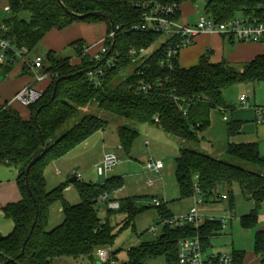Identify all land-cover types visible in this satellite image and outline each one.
<instances>
[{
  "label": "trees",
  "instance_id": "16d2710c",
  "mask_svg": "<svg viewBox=\"0 0 264 264\" xmlns=\"http://www.w3.org/2000/svg\"><path fill=\"white\" fill-rule=\"evenodd\" d=\"M142 1L146 0H7L11 13L8 19L3 20L8 24L4 38L16 49L25 48L26 53H30L49 30H62L73 22L102 20L107 25L106 35L113 30L115 32L113 37L105 39L104 44L108 50L105 60L99 64L91 61L90 54H82L86 45L83 39L69 44L74 51L73 55L59 57L57 53L47 51L41 71L49 72L50 77L45 80L41 97L25 106L29 112L28 118H23L15 107L8 105L9 100L0 103V162L17 168L16 181L21 192L20 200L2 207L5 216L12 220L13 228L8 234L0 235V264H53L55 260L80 257H87L91 264H96L97 249L113 245L116 232L109 216L114 209L108 207L107 203L109 196L123 186L122 178L109 177L102 184L76 180L73 184L79 202L70 204L63 194L67 184L61 183L48 190L44 176V170L51 162L107 125L103 118L88 114L54 140L62 126L80 108L93 102L102 111L135 123L155 124L167 134L182 139L183 145L174 159V176L180 198L191 197L195 184L193 175L198 176L196 183L207 201L211 200L213 194H218L220 188L230 193L231 186L236 183L254 203L253 209L240 218L241 225L245 228L255 226L258 206L264 201V173L243 168L230 162V159L264 169V156L260 155L257 143L228 142L225 154L228 158L213 157L192 148L190 144L198 141V133L209 126L210 110L225 106L222 97L225 88L237 82L264 83V54H258L242 65H234L227 61L210 63L206 52L195 66L179 67L177 58H174L173 68L167 69L157 65L156 51L115 84L119 75L135 63L128 53L130 47L149 46L161 36V33L127 31L130 26L140 22L142 9L137 4ZM155 1L180 8L184 3L199 0ZM204 1L205 14L218 21L226 20L244 8L264 5V0ZM96 11L109 15L113 27L107 17L89 15ZM24 13L28 14V19L22 16ZM109 59L114 60L111 67L107 65ZM30 61L26 59V62ZM96 64L102 70L100 86L94 85L86 77V72ZM12 65H0L4 76L9 73ZM22 72L32 78L27 63L23 64ZM141 79L151 82L160 79L162 83L159 85L154 82L148 93H141L136 89ZM56 81L55 97L51 99ZM170 93L178 98L177 101H174ZM180 107H186V115L182 114ZM240 126L239 121L227 122L228 137L236 134ZM40 133L45 145L36 157L40 149ZM117 134L120 147L125 154H129L139 132L118 126ZM31 160L33 162L26 177L25 168ZM134 200L128 197L118 202L117 211L126 214L122 230L130 226L135 215L142 210V207H136ZM102 202L108 214L104 219H100L97 213ZM54 203L61 205L63 220L48 230L49 208ZM229 206H232L231 195ZM157 207L161 218L172 216L165 203ZM219 231L218 224L207 222L199 234L208 243L211 236ZM195 233L189 225L183 229L165 226L153 242L129 248L126 259L118 260L120 250L112 249L110 259L118 261V264H145L148 258L162 255L166 264H176L177 239ZM253 250L264 264V230L255 232ZM232 254L235 264H240L243 253Z\"/></svg>",
  "mask_w": 264,
  "mask_h": 264
},
{
  "label": "rangeland",
  "instance_id": "374dc122",
  "mask_svg": "<svg viewBox=\"0 0 264 264\" xmlns=\"http://www.w3.org/2000/svg\"><path fill=\"white\" fill-rule=\"evenodd\" d=\"M4 3L5 0H0V4ZM204 5V0H199L195 3H184L180 6L181 15L184 19H187L190 22L195 21L198 19L199 15L205 14ZM7 16L8 15L2 9H0V21L6 19ZM22 16L25 19H28L27 13H24ZM74 25L79 26L76 28V26ZM105 26L106 23L102 20H97L94 22H73L71 25L63 29L64 32H62V35H66V37L70 38H76L78 34H81L83 32L85 36L91 38L88 40L92 41L93 38L96 39L98 36H101L103 34ZM80 27L82 28V30L80 29ZM167 37V34H162L159 39L151 45V47H159L160 44L163 43V41ZM198 40L199 42L197 41L198 44L196 48H194V50L191 49V46L180 50L179 65L181 67L182 65H189L191 62H193L194 58L196 59V61L199 60V56L197 57L196 54L200 55L201 53H203L202 45H210V42L212 43V38L210 39L208 37H200ZM195 41L196 39L193 41V43ZM41 46L38 43V45L30 53L23 54L24 58L26 57V59L32 60V58L36 54H40L44 57L47 51L43 47L41 49ZM73 53V49L71 48V46H69L68 48H65L62 52L58 53V56L65 57ZM136 66L137 63H133L129 68L124 70L119 75V77L114 81V83L116 84L120 82L130 73H132ZM22 67L23 63L19 60L17 63L12 65L11 70L6 76L3 75L2 69L0 68V100L3 101L11 99L15 92L21 89L24 80L22 78ZM252 85L253 84L249 82H237L223 90L222 97L225 104L228 106L224 112V115L227 119L231 118V116H238L237 118L245 120L250 119L252 114V108L254 106V100L257 104H264V83L257 82L254 84V86ZM244 94L247 95V97L249 96V100L246 103H241L239 100V96ZM17 110L21 116H26L28 113L26 107L18 106ZM88 114L97 115L103 118L107 122L109 131H113L116 126H126L137 130L140 133L139 137L133 145V150H131L130 152L132 156H136V158L138 159H135L134 157L131 158L130 155L127 156L120 148L115 147L114 154L121 159V162H119V164L113 166L104 175L96 174L97 167L102 166L101 162L97 165H94L93 167H90L87 170L89 178H95V180L99 181V183H104L107 177L117 174L115 172H123L127 170L126 174L123 175V186L121 187H125V189L119 193V197L128 198L125 196H132L136 194L142 195L138 198V201L135 202L136 207H142V210L135 215L134 219L131 221L130 226L124 228L123 230L121 229L122 223L126 219V214L118 212L117 209L112 208L114 209V212L111 213L109 216V221L114 226V232H116V239L113 243V248L115 250H120V257L124 259L129 248L135 247L144 242H153L157 238V236H153L148 231L151 226L157 225V235L161 233V215L159 214L158 207L154 206L152 203V196H158L160 198L165 197L168 203L167 206L169 205L170 211H172L175 215L184 211L189 206V203L192 205L190 198H180L179 190L176 185L175 176L173 172V163L174 158L176 156L174 154L177 153V142L178 140L182 139L172 136L173 138L171 139H173L172 142L174 143V145L171 144L166 147V149L170 150L171 152L169 157L163 160V163L165 165V172L167 171V175H154L152 174V172L148 171L147 169H145L144 166H142V161L144 160V158H147L151 155L155 156V153H158L165 148L161 144V140L158 138L159 134L146 135L144 134V131L145 129H148L149 125L150 127H152L151 129H155L153 131L159 133V126L151 123H135L131 120L100 110L97 107V104L93 102L84 108H80L77 114L62 126V128L54 137V140L59 138L80 118ZM224 129L225 120L222 119V114L218 111V109L213 110L211 114L210 126L203 131V139L200 142L201 148L204 152L215 153L217 152L222 143L223 145L226 144ZM245 137L249 138L248 134ZM145 139H148L151 144L153 143L154 147H151V145H149V147L145 145ZM186 144L188 143L186 142ZM196 145H198V143H196ZM147 147L149 149H147ZM226 158H228V156ZM139 160L142 161L140 162ZM230 162L242 166L243 168L253 170L255 172L261 171L262 173H264V169H260L258 166H252L251 164H247L246 162H243L241 160L231 158ZM55 170L56 169L53 167L52 164H49L44 170L46 188L48 190L58 185L61 180V176H59V173H57ZM12 172V167H8L6 164L0 162V175L5 176V174H9ZM133 173H135L136 175H133ZM86 178L88 177L79 178V181H86ZM68 185L73 187L72 192H77V189L74 184L68 183ZM230 190L231 192L228 193L224 188H220L219 192L227 193L228 197H230L231 195L232 206H229V200L221 201L219 205H215V209L211 211V214L215 215L216 217H220L223 215V208L227 209L228 207H231L235 213V218L231 220V226L228 225V223L226 229H222V234L224 235L211 242L213 246L212 250L214 252L226 251L230 254L240 250L244 251L245 253H249L253 251L255 229L253 227H243L241 225L240 218L249 213L251 207L253 206V203L243 194L238 184L234 183L231 186ZM121 199L123 198H118L116 199V201L119 202ZM114 200H109V202L107 203L108 207L111 201ZM57 208L58 206H55L54 209ZM106 209L107 208L104 204L99 205L97 213L100 219H104L108 216ZM231 244H233L235 250H232L233 247ZM54 264H91V262L87 257H80L78 259L63 258L60 260H55ZM145 264H166V261L164 256L161 255L157 257L148 258L145 261Z\"/></svg>",
  "mask_w": 264,
  "mask_h": 264
},
{
  "label": "built area",
  "instance_id": "2783aa9c",
  "mask_svg": "<svg viewBox=\"0 0 264 264\" xmlns=\"http://www.w3.org/2000/svg\"><path fill=\"white\" fill-rule=\"evenodd\" d=\"M1 8L8 16L11 13V7L7 0L4 4H0ZM137 7L142 9L141 20L130 26L128 32H144V33H161L167 34L168 37L157 48H152L151 45L146 47H130L129 54L137 66L142 65L144 60L158 51L157 65L173 68V59L178 58L180 50L188 47L193 43L196 37L200 34H218L229 40L242 42H258L264 43V5L259 4L255 7L244 8L237 11L233 16L226 20L218 21L210 15L201 14L194 23H187L181 19V10L174 4H161L155 0H146L137 4ZM116 28H119L117 26ZM8 30V24L3 20L0 21V65L15 64L19 60L25 64L32 74V82L24 85L18 90L13 97L8 101V105H21L23 107L29 106L36 102L42 95L43 89L37 88L36 84L41 83L50 77L49 72L41 71L43 66V57L34 56L30 62H26L24 53L25 48H18L11 46L4 38L5 32ZM114 30L102 39V44L99 50L93 54L88 52L89 47L84 45L82 54H90L92 62L105 60L108 48L104 44L106 38L114 36ZM164 46L162 47V45ZM93 66L86 72L87 79L96 86L101 85L102 70L98 65ZM114 60H107L108 66H113ZM154 82L139 80L136 86L137 91L141 93H148L154 85ZM157 84H161L162 80L157 79ZM170 96L177 101V97L170 93ZM241 103H246L247 95L239 97ZM182 114L186 115V107L181 108ZM255 113L258 122H264V106H256ZM157 121V117H155ZM120 159L113 153L104 155L102 159V166L97 167L98 175H104L113 166L119 163ZM163 166L160 160L149 162L148 167L155 170L161 169ZM198 176L193 175L194 186L191 195L192 205L187 212L172 215L169 218H161L162 229L167 226L173 229H183L186 226H191L196 231L195 235L182 236L177 239V263L176 264H235L233 254L226 251L212 250V243H208L201 237L199 230L207 222L216 223L220 227V231L225 229L227 224L234 215L230 207L223 208V215L216 217L211 214L215 209V205H219L221 201L229 200L228 194L225 192L218 193L207 201L199 185L196 183ZM105 196V195H103ZM102 196V197H103ZM218 198V199H217ZM154 206H160L164 203L163 199L152 198ZM117 204L110 203L109 207L114 208ZM153 236L157 235L158 227L153 225L148 230ZM219 231V232H220ZM162 232V230H161ZM217 233V232H216ZM215 233V234H216ZM110 247L99 248L96 251V257L100 262H109V264H118L119 262L110 259Z\"/></svg>",
  "mask_w": 264,
  "mask_h": 264
},
{
  "label": "crops",
  "instance_id": "0c3cea01",
  "mask_svg": "<svg viewBox=\"0 0 264 264\" xmlns=\"http://www.w3.org/2000/svg\"><path fill=\"white\" fill-rule=\"evenodd\" d=\"M181 18H182L181 19L182 21L187 22V23H194L195 22V21L190 22L187 19H184L182 15H181ZM74 26H76V28H77L79 25H74ZM80 29L82 30L81 27H80ZM106 31H107V25L105 26V29H104L103 34L101 36H98L96 39L93 38V40L90 41L88 39H91V38H88L87 36H85V34L83 32L81 34H78V36H76V38H70V37H66V35L65 36L62 35V32H64L63 29L62 30L51 29L42 37L39 44L41 46V43H42L41 49L43 47L46 49V51H53V52L58 54V53L62 52L65 48H68L69 44L71 42L78 40V39H83L85 44L89 47L88 52L90 54H93V53L97 52L99 50V48L101 47L102 39L106 36ZM200 37H208L210 39L212 38V43L210 42V45L209 44L208 45L207 44L202 45L203 53H201L200 55L196 54V56L197 57L199 56V58H200L204 53L207 52L209 54V57H210L209 58L210 63H219V62H222L223 60H225V61L229 62L230 64L242 65V64L247 63L250 60H252L256 55L264 54V43L242 42V41L229 40V39H227L223 36H220L218 34H200L196 37V41L193 44L189 45L188 47L191 46L192 47L191 49L194 50V48H196V46L199 42L198 39ZM185 48H187V47H185ZM73 54H70V55H73ZM37 55L43 57L40 54H36L34 56H37ZM179 56L180 55H178L177 61H178V66L181 67L179 65ZM198 62H199V60L196 61V59L194 58L193 62H191L187 66L182 65V68H188L191 66H195L198 64ZM22 78L24 79L23 80V86L32 82L31 77L27 74H23V72H22ZM255 83H257V82L252 83L253 84L252 86H254ZM45 84H46V82L44 80L41 83H37L36 86H37V88H44ZM243 93H246V92H243ZM248 100H249V96L247 97L246 102ZM3 101H6V100H3ZM3 101L0 100V103H2ZM258 105L264 106V104L255 103V100H254V106L252 108L251 118L246 119V120L241 119V118H237L238 116L237 117L231 116V118L227 119L226 116L224 115V112H225L226 108L228 107L226 104L222 109H218V111L222 114V119L225 120L224 131H225L226 144L223 145V143H222L221 146L219 147V149L217 150V152L208 153V152H204L202 150L200 142L203 139L202 133L205 129L202 132L198 133L199 140L190 144V146L192 148L195 147L194 149L202 151V152H204L208 155H211L213 157L222 158L226 154L228 142H232V143L255 142L258 145V150H259L260 155L264 156V122L261 123V122L257 121V117H256V113H255V107ZM18 106L23 107V106L17 105V104L14 105L13 107H15L17 109ZM213 110H215V109L210 110V113H209L210 122H211V114H212ZM28 114H29V112L27 113L26 116H22V117L28 118ZM236 115H238V114H236ZM230 120L241 122V126H240L239 131L236 134L228 137L226 126H227V122H229ZM209 126H210V124H209ZM117 127L118 126H116L113 129V131H109L108 130L109 128L106 125L103 129L95 131L94 133L89 135L87 138H85L83 141L78 143L73 149L68 151L65 155H63L62 157H60V158L54 160L52 163H50L56 169L55 171L57 173H59L58 175L61 176V178H60L61 180H60L59 184H61V183L67 184L66 188L63 191V194H64L65 200L68 203L77 204L79 202L78 192H72L73 187L68 185V183H70L69 179L71 177L75 176L76 180H79V178H82V177H88V178H86L85 182H94V183L102 184V183H99V181L95 180V178H92V179L89 178V176L87 174V170L90 167H93L94 165H97L98 163L102 162L104 155L109 154V153L114 154L115 147L120 148L122 150V148L120 147V144H119ZM151 128L152 127H150L148 125V129H145L144 134H146V135H148V134H159L158 138L161 140V144L163 145V147L165 149H163L162 151H160L158 153H155V156L151 155L147 158H144L143 161L142 160H139V161L140 162L142 161V166H144L145 169H147L148 171L152 172V174L160 175V176L167 175V171L165 172V165L163 163V160H165L169 157L171 152H170V150H167L166 147L168 145H171V144L174 145V143L172 142L173 139H171V138H173L175 136L172 137V135L167 134L160 127L158 129L159 133L156 131H153L155 129H151ZM247 134H248L249 138L245 137ZM139 135H140V133H139ZM135 141H134V143H135ZM134 143H133V145H134ZM144 143L148 147H149V145H151V147H154V144L153 143L151 144V142L148 139H145ZM196 143H198V145H196ZM133 145H132L131 150H133ZM182 145H183L182 140H178V142H177V153L174 154V155H176L175 157L178 156L179 149H180V147H182ZM148 147H147V149H149ZM131 150H130V152H131ZM126 155L127 156L130 155L131 158L134 157L135 159H138V158H136V156H132V154H130V153L126 154ZM157 160H160L163 164L161 169H159L157 171V170L153 169L152 167H148L149 162H154ZM119 162H121V159ZM117 164H119V163H117ZM6 165L8 167H12L13 172L9 173V174H5V176L0 175V235L8 234L13 228L12 220L5 216V214L2 210V207L4 205H6L7 203L16 202V201L20 200V198H21V192H20L18 183L16 181V177L18 175V170L14 165H10V164H6ZM126 172H127V170H125L123 172L122 171L121 172H115L117 174L111 175L110 177L119 176L123 180V175H125ZM173 172H174V165H173ZM96 174L98 175L97 172H96ZM7 175H9V176H7ZM133 175H136V174L133 173ZM107 178H109V177H107ZM70 184H73V183H70ZM72 186H74V185H72ZM124 189H125V187L120 188V189L114 191L109 196L110 200L115 199L114 201H111V203L117 204V206L114 207V209H116L118 207V201H116V199L124 198V197H119V193L122 192ZM141 196L142 195L136 194V195H132V196L128 195L125 197L134 198L135 199L134 203H135L138 201V198ZM154 197L160 198L158 196H152V198H154ZM160 199L164 200V203H165L168 211L172 215H175L172 211H170L169 205L167 206L168 203H167V200L165 199V197H162ZM190 200H191V198H190ZM191 202H192V200H191ZM251 202L253 203L252 200H251ZM101 204H104V203L102 202ZM55 206H58V208L54 209ZM51 207H53V208H51ZM190 207H191V204L189 203V206L184 211H182L178 214L187 212ZM253 207H254V203H253V206L251 207L250 211L253 209ZM257 211H258L257 220H256L255 226L253 227L255 229V232L258 230H264V201H262L260 203ZM55 213H56V215H55ZM232 213L234 215L233 218H235V213L233 210H232ZM52 220H53V222H52ZM62 220H63V213H62L61 205L58 203H54L49 208V217H48L47 229L48 230L52 229L53 227L60 224L62 222ZM231 220L229 221V224H228L230 226L232 225ZM51 222H52V224H51ZM222 235H224V234H222V231L217 232L216 234L211 236L210 241L212 242L213 240L221 237ZM231 245L233 247V244H231ZM110 248L112 250H115L113 248V245ZM232 250H235L234 247L232 248ZM236 253H238V254L243 253L242 262L240 264H262L260 257L254 253V250L249 252V253H245L244 251L240 250V251L235 252V255H238ZM117 258H118V260H123L120 257L119 253L117 254ZM124 259H126V255H125ZM54 263H55V261H54Z\"/></svg>",
  "mask_w": 264,
  "mask_h": 264
},
{
  "label": "water",
  "instance_id": "95a60500",
  "mask_svg": "<svg viewBox=\"0 0 264 264\" xmlns=\"http://www.w3.org/2000/svg\"><path fill=\"white\" fill-rule=\"evenodd\" d=\"M89 15H92V16H103V17H107V18L109 19V21H110L111 26L113 27V22H112V20H111V18H110L109 15H107V14H105V13H102V12H99V11L89 13ZM222 62L224 63V62H226V61L223 60ZM56 84H57V81H56V83H55V85H54L51 99H53V98L55 97ZM39 110H40V107L37 109L36 114L39 112ZM44 145H45L44 138H43V136H42L41 133H40V149H39V151H38L36 157H37L38 155L41 154V152H42L43 149H44ZM36 157H35V158H36ZM35 158H34V159H35ZM34 159H33V160H34ZM33 160H31V161L29 162V164H28V165L26 166V168H25V176H26V177H27V175H28V172H29V169H30V166H31ZM26 180H27V179H26ZM75 181H76V177H75V176H73V177H71V178L69 179V182H70V183H74ZM33 226H34V223L31 225V229L33 228ZM25 242H26V240L24 241V243H25ZM1 264H6V263H1ZM96 264H100V261H97Z\"/></svg>",
  "mask_w": 264,
  "mask_h": 264
}]
</instances>
